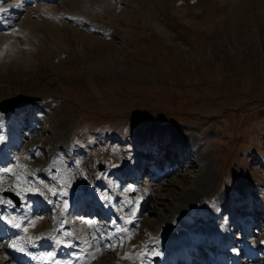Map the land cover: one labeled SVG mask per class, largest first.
I'll return each mask as SVG.
<instances>
[{
  "label": "rangeland",
  "instance_id": "374dc122",
  "mask_svg": "<svg viewBox=\"0 0 264 264\" xmlns=\"http://www.w3.org/2000/svg\"><path fill=\"white\" fill-rule=\"evenodd\" d=\"M5 1L0 39L12 38L0 42V102L34 98L23 117L0 121V138H17L0 159L5 215L17 216L3 195L13 191L37 223L25 225L23 247L74 202L99 195L115 210L67 213L74 231L61 222L54 240L71 254L51 245L43 253L60 264H124L130 255L158 264L176 257L165 226L181 203V225L226 224L238 264H264V0H133L135 11L123 0H54L31 19L27 10L43 12L44 0ZM27 52L31 62L16 59ZM136 170L140 178L124 179ZM185 191L198 195L185 201ZM203 237L186 253L232 263Z\"/></svg>",
  "mask_w": 264,
  "mask_h": 264
},
{
  "label": "bare ground",
  "instance_id": "6f19581e",
  "mask_svg": "<svg viewBox=\"0 0 264 264\" xmlns=\"http://www.w3.org/2000/svg\"><path fill=\"white\" fill-rule=\"evenodd\" d=\"M8 1L9 0H6L5 2H8ZM25 1L26 0H24V2ZM44 1H45V4H44L45 9H44L43 12H39L41 10L39 8H36L37 10H35V11L27 10V13L25 14V17L27 19H29L31 17L30 16L31 14H35L36 16H39L40 14H48L47 9L51 6V2L54 1V0H44ZM93 1H96V0H93ZM123 2L130 9H132L134 11L136 9H138V6L136 5V3L133 4V0H123ZM4 10H6V9H4L2 6H0V13L2 11H4ZM29 23H30V21H29ZM110 23H111V21L108 22V24H110ZM30 27L33 28L32 25H30ZM29 30H31V29L28 28L22 34L30 36ZM2 38L3 39H0V42H4L6 44V46H8V44H9L8 41H10V39L12 38V35H4V36H2ZM34 40L36 42H38V38L34 37ZM15 57H16V59L19 58V59L25 60L26 64L31 62L32 59H33V56L30 55L28 52L23 57L18 56V55H16ZM0 60H1V56H0ZM2 68H4V67L2 66ZM29 103L30 102H28L27 104H29ZM27 104H25V105H27ZM25 105L17 107L15 109L11 110V111H8V112H6L7 114L6 113H0V114H2V115H0V121L6 122V120L8 118H11V117L12 118H19V116L23 117L24 116L23 115V111L26 108H28V106L24 107ZM21 107H24V108H21ZM63 123L64 122L59 121L57 123V125L63 126ZM170 134L172 135L173 141L174 142H178L177 144H179V143H185V144L187 143L188 144L189 143V141H187V139H185L186 137L184 135H181L180 133L171 132ZM160 136L164 137L165 136V131H161L160 132ZM16 139L17 138H16V135L14 133H12L11 135L5 134L3 137L0 138V159H2L3 157H5L6 155L9 154V153H7V150H8L7 146H11L13 141L16 140ZM192 147H194V144H192ZM5 153H6V155H5ZM205 154H208V153L200 154V161H201V163H203L205 171L209 172L210 171L209 170L210 166H209V163H208V158H206V159L203 158V155H205ZM119 173H120V171H119ZM120 176H123V175H120ZM209 182L212 183V179L211 178L209 179ZM197 195H198L197 191H195V192L185 191L183 193L182 197L185 199V201H191ZM95 197L98 198L99 195L98 196L92 195V196L86 197L87 202H88L87 204L92 206L91 203L95 201L94 200ZM52 199L53 198H51L49 201H47V205L49 207L53 205V200ZM221 199H222V201L225 200L224 197H222ZM24 203L25 202L23 200L20 203L21 205L15 207V209H16L15 211L17 213V216H11V215L5 216L4 208H1V207H2V205H4V207L7 208V205H6V202L0 201V228L1 227H8L9 229H15L16 230L14 233L10 232V233L6 234L7 237L10 239V241L8 243H6L4 245L2 243H0V253L2 252V253L5 254V256L3 255V257H4L3 259L0 258V261H1L0 264H27L30 259L33 260L31 264H60L59 261L56 259V257H58L59 254L64 253V251L66 253L71 254V250H72L73 247L72 246H68L66 244H63V243H60L58 241H55L54 237H55L56 233L60 231L59 225H60L61 222L65 223V225H68V227L71 230L74 231V228H75L74 225L75 224L68 218V216H67L68 214L67 213L75 214L77 212L76 214H80V211H78L76 209H75L76 211L70 209L69 212L67 210H64V211H67L66 214H63V215H60V216L56 215L55 216L54 227L52 229H50L49 231L41 232L40 235L37 237V239L34 241L33 245L29 248L30 250L29 251H24L27 254V259H26V262L24 263L23 260H21L18 255H14V252H16L15 251L16 247H14V245H17L20 249L22 248L21 239L29 231L28 229H26V226H25V225H27V223L31 226V228L35 227L37 225V223L33 222L32 217H30V215L33 213L31 207L26 206ZM102 205H103L102 206L103 210L104 211H109V214H111V212L113 210H115V208L114 209L110 208V205L106 206L103 203H102ZM188 208H189V206L181 204V203H176L175 204V208L173 210V215H172L171 218H169L167 220V223H166V226H165V230L167 231L168 237H169L168 238V242H167L168 249H170L171 251L173 250L171 252V254H175L176 257H172L173 259L172 258H170V259L169 258H164L163 259V257H161L159 262H158V264H166L168 262L170 264H174V262H178L180 260L178 257L179 256L181 257V255L182 256L186 255L185 256L186 259L189 258V263L188 264H194V263L205 264V263H203V260L200 258L201 257V253L199 254V252H201V251H198L197 254H196V256L199 258V260H197L195 258L196 256H194V254H195L194 253L195 250H193L194 247L192 248V251L190 250L192 257H191V255L186 253V249H185V247H187V245H190L196 239H198L200 236H203V235H204L203 239H207L206 240L207 243H205V244H207V246L210 245L208 241H211L212 245L213 244L216 245L217 243H221V244L226 245V248L223 249V251L225 253L232 254V257H233L234 253H238L237 252L238 249L234 248V243H232L231 240L229 239V233H228L229 229L228 228H230V227H225L226 224H224L223 226H213L214 229H213V227L212 228H208L206 230V232H204V230H198L200 228L197 229V228L193 227V228L189 229V228L184 227L183 225H181V220H182V217L184 216V211L187 210ZM84 213H85V211H84ZM250 225L251 224H249V226ZM251 228H252V226L248 227L247 231H249V229L251 230ZM72 237H73V239H76L75 235H73ZM2 239H4V238H2L0 236V241H2ZM196 242H198V241H196ZM50 245L53 247V249H56V252L58 253V255H56V253H43L42 250L47 249L48 247H50ZM247 246L245 248H247ZM245 248H243V249H245ZM243 249L241 251H243ZM249 249H251V248H249ZM252 249H255V248L252 246ZM252 249L251 250H247V251H251V253H252ZM167 253L168 254L165 255L164 257L169 256L170 253L169 252H167ZM132 256L133 255L128 256L129 261H126L124 264H139L138 258H137L136 261H133L132 260ZM73 260L76 261V258H74ZM73 260H70V261H72V263H73L74 262ZM161 260H162V263L160 262ZM120 261L121 260H118V261H116V262H114L112 264H120Z\"/></svg>",
  "mask_w": 264,
  "mask_h": 264
},
{
  "label": "water",
  "instance_id": "95a60500",
  "mask_svg": "<svg viewBox=\"0 0 264 264\" xmlns=\"http://www.w3.org/2000/svg\"><path fill=\"white\" fill-rule=\"evenodd\" d=\"M34 101L33 97H14V98H8L5 100H2L0 102V113H6L8 111H11L17 107L23 106L25 104H27L28 102ZM97 169L100 171L102 170L101 165L97 166ZM6 196H8L15 205H18L19 201L17 199L16 196H14L13 194L7 192L5 193Z\"/></svg>",
  "mask_w": 264,
  "mask_h": 264
}]
</instances>
